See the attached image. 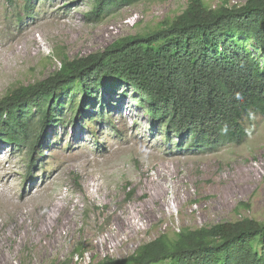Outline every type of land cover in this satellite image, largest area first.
<instances>
[{
	"label": "rangeland",
	"instance_id": "rangeland-1",
	"mask_svg": "<svg viewBox=\"0 0 264 264\" xmlns=\"http://www.w3.org/2000/svg\"><path fill=\"white\" fill-rule=\"evenodd\" d=\"M189 3L145 0L96 22L92 0H0V101L65 59L161 29ZM135 84L106 81L77 114L59 108L63 123L37 140H0V264H90L129 257L184 228L264 225V116L244 117L242 144L188 154L135 99Z\"/></svg>",
	"mask_w": 264,
	"mask_h": 264
},
{
	"label": "trees",
	"instance_id": "trees-1",
	"mask_svg": "<svg viewBox=\"0 0 264 264\" xmlns=\"http://www.w3.org/2000/svg\"><path fill=\"white\" fill-rule=\"evenodd\" d=\"M92 1L88 17L99 22L145 0ZM116 80L136 83L135 99L163 124L167 137L182 140L178 150L183 143L188 154L242 144L247 138L244 117L252 112L264 116V0L218 10L205 0H190L182 15L155 32L65 59L46 80L0 101V140L19 146L39 139L41 131L63 123L59 108L70 105L75 115L97 99L106 81ZM90 264H264V225L244 219L184 228L129 257Z\"/></svg>",
	"mask_w": 264,
	"mask_h": 264
},
{
	"label": "built area",
	"instance_id": "built-area-1",
	"mask_svg": "<svg viewBox=\"0 0 264 264\" xmlns=\"http://www.w3.org/2000/svg\"><path fill=\"white\" fill-rule=\"evenodd\" d=\"M249 0H233V5L232 6H243L245 5Z\"/></svg>",
	"mask_w": 264,
	"mask_h": 264
},
{
	"label": "bare ground",
	"instance_id": "bare-ground-1",
	"mask_svg": "<svg viewBox=\"0 0 264 264\" xmlns=\"http://www.w3.org/2000/svg\"><path fill=\"white\" fill-rule=\"evenodd\" d=\"M52 218V217H51ZM50 219V218H49ZM53 219V218H52ZM49 221V220H48ZM50 221H51V219H50ZM49 223V222H48ZM45 225V224H44Z\"/></svg>",
	"mask_w": 264,
	"mask_h": 264
}]
</instances>
